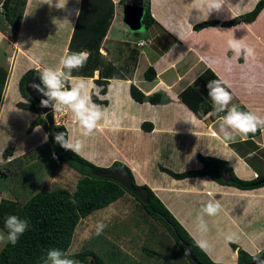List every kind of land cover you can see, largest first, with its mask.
Segmentation results:
<instances>
[{"label":"crops","instance_id":"1","mask_svg":"<svg viewBox=\"0 0 264 264\" xmlns=\"http://www.w3.org/2000/svg\"><path fill=\"white\" fill-rule=\"evenodd\" d=\"M109 1L112 3V15L98 52L102 59L119 66L124 59L121 42L126 41V37H115L117 9L120 7L119 18H122L123 4L137 2L144 6L146 0ZM256 1L219 0L220 6L216 8L211 6V0H148L150 14L161 28L152 24L130 42L133 44L144 40L143 34L153 29V40L148 35L146 39L150 44L139 47L137 64L130 76L108 79L105 92L100 94V87L94 82L99 67H94L90 76L73 75L86 78L89 94L106 100L105 104L96 103L104 113L98 122V129L91 136H82L70 112H66L67 122L64 125L67 135L83 142L80 156L97 166H107L114 160L124 163L135 184H145L195 242L202 240L207 243V249L203 251L216 263H235L237 248L250 255L263 248L264 185L239 189L218 184L207 175L176 179L161 171L158 166H165L155 161L162 158L175 161L174 164L180 165V171H183L201 166L196 159V154L200 153L227 161L239 178L252 179L257 174H263L264 130L249 140H241L237 136L235 141L226 142L219 134L218 118L213 119L207 114L199 119L177 98L178 92L205 66L226 82L232 95L229 107L239 103L264 118V7L250 23L230 27L209 26L198 31L191 29L194 23L205 18L215 16L226 19L246 12ZM81 3L82 0H68L65 9L57 10L42 5V0H25L20 23L10 45L13 64H16L14 69L18 74L15 81L28 69L58 66L60 57L68 51L76 11H79ZM97 5L105 7L107 4L105 0H99ZM187 10L192 15L188 22L185 20ZM90 16L96 19L92 14ZM134 33L131 32L133 37ZM230 39H243L245 45L254 49V55L245 58L241 54L239 60V56L228 47ZM189 54L188 64L180 66ZM147 66H151L155 72L150 81L142 76ZM112 80L122 83L110 87ZM130 83L145 94L160 91L166 101L156 104L137 102L129 94ZM8 84L9 79H6L0 97V125L6 128L7 123V132H10L8 124L12 116L28 125L35 114L16 106V102L21 100L18 90L15 92L20 95L19 98L3 103ZM143 122H149L151 128L143 129ZM45 134L44 129L36 125L26 132V137L17 142L12 139L8 144L12 150L6 155L0 152V177L1 174L7 176L1 190H7L11 197L24 192L23 184L15 188L17 192L9 191L13 172L5 164L44 142ZM249 141H252V145L246 144ZM170 142H173L175 149L166 147ZM0 146L2 150L5 148L2 142ZM96 146L102 151L95 150ZM163 149L166 150L164 154ZM54 174L46 173L42 180ZM37 186L41 189L40 183ZM209 201L219 202L221 208L214 216L203 215L202 227L201 206ZM230 244H234L235 249ZM117 245L123 255L115 257V264H134L139 252L135 255L128 248Z\"/></svg>","mask_w":264,"mask_h":264},{"label":"trees","instance_id":"2","mask_svg":"<svg viewBox=\"0 0 264 264\" xmlns=\"http://www.w3.org/2000/svg\"><path fill=\"white\" fill-rule=\"evenodd\" d=\"M124 1L121 0V2ZM105 2L107 5L100 7L97 5L99 0H82L79 16H76L68 43V52L83 50L90 53L85 66L82 69L73 70L72 75L90 76L94 67H99L98 77L94 79V82L100 87V94L105 92L108 79L129 77L136 67L139 55L137 45L124 41L121 42L124 59L119 66L110 61H105L100 56L98 52L99 43L112 15V3L109 0H105ZM24 3L25 0H1L4 21L7 27H12V31H14L11 39L14 38L18 29ZM143 7L144 29L146 30L152 24L161 28L150 14L148 0L145 1ZM263 7L264 0H257L253 7L246 12L226 19L215 16L205 18L194 23L191 29L198 31L209 26L230 27L239 23H250L257 17ZM90 14L96 19H91ZM84 15H86L85 23L80 21ZM79 23L82 25L81 27L78 26ZM84 25L87 26L84 27ZM134 34V38L140 36V33ZM239 59H241V55ZM154 75L155 72L151 66H147L142 74L143 79L147 81L152 80ZM30 76L36 77L39 81V71L33 68L28 69L19 77L18 90L23 100L17 101L16 106L35 114V117L26 127V132H30L34 126L40 125L48 134V140L29 149L20 156L12 158L5 164L13 172L12 181L8 187L9 191L15 193L17 192L15 188L23 184L24 192L19 195L15 193L14 199L3 197L0 199V229L6 233L4 220L8 215H16L27 220L28 228L20 236L15 246L7 242L3 243L0 247V264H43L42 257H46L49 249L56 248L66 252L80 218L85 217L94 210L105 207L125 192L129 193L135 202L129 224L136 228L141 226L139 254L137 259L133 260L134 264H224L210 260L145 184H135L132 177V183L135 187H142L146 190L147 202L142 203L119 183L92 173V170L128 169L124 163L114 160L109 166L101 167L94 165L79 154L65 151L62 148L61 152H58L53 131L66 133V129L63 124H47L39 106L27 95L24 90V82ZM6 77L7 70L0 65V97ZM213 79L219 78L209 67L204 66L195 75V78L177 94L179 101L199 119L213 111L206 89L207 82ZM227 90L229 91L228 88ZM129 94L137 102L147 101L156 104L166 101L162 92L156 91L145 94L134 83L129 84ZM90 95L94 103H106V100H99L93 93H90ZM235 105L243 111H249L242 104L237 103ZM209 116L213 119L218 118L217 115ZM141 127L147 130L151 128V124L143 122ZM259 132L260 130L254 134L250 133L248 138L258 135ZM11 150V147H5L2 155H6ZM52 154L56 155L57 160L52 157ZM196 159L201 164L199 168L175 172L163 166L158 167L161 171L176 179L207 175L218 184L230 185L239 189H252L264 185V181H261L264 175L257 174L252 179L239 178L233 173L230 164L223 159L200 153L196 154ZM28 163L33 164L35 169L33 167H31L32 169L29 168ZM14 166H20L21 168H15ZM64 167H70L79 173L71 188L58 184H54V187L46 190L38 188L37 185L41 182L44 174L58 173ZM70 199H74L76 203H70ZM182 243L187 245L189 254L185 253ZM88 245L89 247L87 246V248L68 256L77 257L82 264H115V257L123 255L122 249L117 245L110 230L103 231L100 236H97L95 232L89 238ZM230 246L235 249L234 244H230ZM236 251V262L225 264L250 262L253 257H258L264 253V246L253 255L240 248H237ZM125 256H128V254H125Z\"/></svg>","mask_w":264,"mask_h":264},{"label":"clouds","instance_id":"3","mask_svg":"<svg viewBox=\"0 0 264 264\" xmlns=\"http://www.w3.org/2000/svg\"><path fill=\"white\" fill-rule=\"evenodd\" d=\"M67 2L68 0H42V5L63 10L66 8ZM211 6L218 8L220 6L219 0H211ZM76 15L79 16L78 10L76 11ZM140 46L142 45H138V47ZM228 47L237 56L243 54L247 58L254 55V49L245 45L243 39H230ZM89 56L90 53L87 51L68 52L66 50L65 54L60 57L57 67L44 66L42 69L38 67L39 83H32L30 85L32 89L43 97L40 100L41 107L51 108L54 114L70 112L79 128L80 134L84 137L91 136L98 129V122L102 120L104 115L101 106L92 101L86 78L72 75L73 70H79L85 66ZM36 63L39 64L38 61ZM119 83L122 82L112 80L110 81V87L113 84ZM206 89L207 97L210 99L213 109L209 115H217L219 134L222 135L224 141H235L237 136L241 140H247L250 133L254 134L258 130H264V118L255 112L243 111L234 104L229 107L232 95L227 90L225 81L220 79L209 80L206 84ZM47 140L48 134H45L44 142H47ZM54 142L63 150L74 154H79L84 148L81 140H73L65 132L55 133ZM53 158H55V154H53ZM70 203L75 204L76 201L70 199ZM220 208L219 202L209 201L203 204L201 206V226L203 227V215L214 216L220 211ZM106 227L105 223L98 222L95 226L96 235L100 236ZM27 228V220L21 219L16 215L6 216L4 220L6 234L0 233V243L7 242L15 246ZM196 243L202 250L207 249L205 241L199 240ZM253 259L257 260L256 257H253ZM42 260L43 264H80V261L70 258L66 252L56 248L49 249L46 257H42ZM257 264H264V260H257Z\"/></svg>","mask_w":264,"mask_h":264},{"label":"rangeland","instance_id":"4","mask_svg":"<svg viewBox=\"0 0 264 264\" xmlns=\"http://www.w3.org/2000/svg\"><path fill=\"white\" fill-rule=\"evenodd\" d=\"M0 3H1V0H0ZM117 12H118V16H117L118 18L114 20V21H116L115 22L116 24L114 23L115 28H116V36L115 37L117 39H120L121 37H126V41L133 42L135 40V38L131 34L132 31H130L127 28V26L123 23L122 18H119V13L121 12L120 7L117 9ZM120 15H121V13H120ZM191 16L192 15H191L190 11L187 10L186 15H185V20L188 22L190 20L189 18H191ZM85 17H86V15L82 16L80 21L85 23ZM78 26L81 27L82 25L79 23ZM86 26L87 25H84V27H86ZM13 32L14 31H12V27L8 28L5 21H4V18L2 15V6L0 4V65H2L7 70L6 79H9L8 87L4 91V100H3L4 104L6 102L10 103V102H12L13 98L16 99V98H19V96H20L19 94H17L15 92L16 90H18V81L17 80L15 81L14 79H15V76L18 74L16 73V69H14L16 64H13V55H12L13 52L10 49L11 48L10 47L11 41L13 40V39H11ZM153 34H154V31L152 28H150V30H148L146 33L143 34V37H144V39H146V37H148V35H149L152 39ZM149 44L147 43V45H149ZM30 53L33 54L32 52H30ZM190 57H191V55L189 54L188 57L186 58V61L185 60L182 61V65L180 64V66H186V64H188L187 62H189V60H190ZM10 69H11V73H10ZM17 92L20 93L19 90ZM21 100H23L22 97H21ZM62 113L63 114H61V115H60V113H57V115L54 117V124H58V122H60V124H63V125L66 124L67 113L66 112H62ZM8 125H10V130H11L10 132H7L8 131L7 130V123H6V128H4L0 125V143L2 142L5 147H9L8 144L11 143L12 139L17 142L22 137H26L25 136L26 135V127L28 126L24 122H21V120L19 118H16L13 116L10 119V123ZM246 144L252 145V141H249ZM166 147L169 149L171 147L175 149L173 142L168 143ZM95 150H97V151L99 150V152L102 151L99 149V146H96ZM1 151L3 152L2 147L0 146V152ZM164 153H166V150L163 149L162 154H164ZM155 162L158 164L164 165L165 167H169L170 169L173 168V170L174 169L175 170L179 169L178 171L181 170L180 165L174 164V163H176L175 161L169 162L165 158H162L159 161H155ZM109 165L110 164H108L107 166H109ZM27 166L29 168H31L34 165L31 163H28ZM107 166H101V167H107ZM14 167L15 168H21L20 166H14ZM7 169H9V168L7 167ZM261 169L264 170V165L261 166ZM262 175H264V172ZM77 176H79V173L76 170H74L70 167H64L63 169H61L59 171L58 174L48 175V176L44 177L42 182H40L41 189L52 188V187H54V184H58V185H61V186L67 187V188H71L72 184L74 183ZM6 194H7V190H0L1 196L6 197ZM6 198L14 199V197H11L10 194H7ZM134 206H135V202L133 201L132 196L129 193L125 192L121 197L112 201L111 203H109L105 207L101 208L100 210H95L94 212H92L88 216L79 220V222L75 226V229H74V232L72 235V239H71L70 245H69L66 253L68 255H70L72 253H76L78 251H81L84 248H87V246L89 247L88 240L96 232V228H95L96 224L98 222H103L107 225V227L104 229V231L110 230L111 234H113V236L115 238V241L120 246H122L124 248H128L129 250H131L136 255V253L139 252L138 249H139V244H140L141 226H138L136 228V227H133L132 225L129 224V222L131 220L130 215L134 211ZM0 233H4V232L0 229ZM118 233H120V234H118ZM3 243H0V245L1 244L3 245ZM70 258L78 260L77 257H70ZM80 264H82V263L80 262Z\"/></svg>","mask_w":264,"mask_h":264},{"label":"water","instance_id":"5","mask_svg":"<svg viewBox=\"0 0 264 264\" xmlns=\"http://www.w3.org/2000/svg\"><path fill=\"white\" fill-rule=\"evenodd\" d=\"M143 12L144 7L141 3L137 2H126L123 4V12H122V21L127 26V28L135 33H139L144 30L143 23ZM32 83H39L36 77L30 76L24 82V90L27 95L39 106L41 113L44 116L47 124H54V114L51 108H43L40 106V100L43 98L38 92L30 87ZM54 134L59 131H53ZM58 152H61V147L56 144ZM92 173L103 177L111 179L117 183H119L123 188L132 193L135 197L138 198L142 203L147 202V193L146 190L142 187H135L132 183V175L130 170L126 168H113L110 170H92ZM7 178L5 174H1L0 177V189L4 186V180ZM264 181V178L261 179ZM184 251L186 254H189L187 245L182 243ZM257 260H264V253L256 257ZM257 260H251L250 262L242 263V264H257Z\"/></svg>","mask_w":264,"mask_h":264},{"label":"built area","instance_id":"6","mask_svg":"<svg viewBox=\"0 0 264 264\" xmlns=\"http://www.w3.org/2000/svg\"><path fill=\"white\" fill-rule=\"evenodd\" d=\"M141 41H143V43H141ZM147 42H149V40H138L136 43H135V45H143V44H145V43H147ZM52 157H53V154H52ZM55 160H57V157H56V155H55V158H54ZM1 190V189H0ZM1 195H0V199H1Z\"/></svg>","mask_w":264,"mask_h":264}]
</instances>
